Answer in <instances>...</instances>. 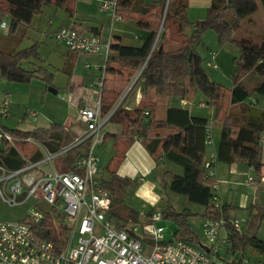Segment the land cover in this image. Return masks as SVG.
<instances>
[{
    "label": "trees",
    "instance_id": "trees-1",
    "mask_svg": "<svg viewBox=\"0 0 264 264\" xmlns=\"http://www.w3.org/2000/svg\"><path fill=\"white\" fill-rule=\"evenodd\" d=\"M75 2L76 0H0V19L9 21V33L2 43L5 50L0 49V76L16 83H30L35 79H42V76L50 80L51 75L46 74L42 67L32 70L21 67L22 61L33 52L30 48L15 52L16 40L33 16L41 12L42 6L52 5L72 17ZM258 6L264 10V0H211L206 17L190 22L186 18L185 0H116L115 13L119 21L130 18L126 13L139 14L136 19L139 44L124 45L119 37L110 38L100 89V111L103 116L111 112L115 98L123 91L121 82H118L120 88L116 87L110 80L111 77L120 78L125 84L137 76L133 85L140 94V100L132 107L116 108L108 120V123L122 127L120 137L114 136L116 155L107 165L109 179L102 181L111 197L108 213L111 226L121 228L128 219L136 221L138 217L132 206L138 183L119 177L115 171L124 156L118 148L117 140L122 139L127 146L134 138L142 144L156 168L160 163L180 167V174L171 171H164L162 174L169 181L171 192L202 207L203 219L223 218L229 222L223 206L214 207V177L204 178L202 169L207 120L192 116L188 108L171 106V101L192 102L201 98L206 106L214 109L216 119L223 113L216 161L228 165L244 162L255 174H260V138L264 131V112H260L255 104L246 103V100L252 95L264 96V35L255 36L241 31V21L254 14ZM187 28L190 31L188 34L185 33ZM207 30L216 34L220 45L229 44L238 49V57L232 60L235 72H253L262 77L252 90L245 89L234 80L231 91L227 92L223 86L208 78L203 60L194 48L201 34ZM90 32L96 34L99 30L92 29ZM63 72L68 74V70ZM107 74L109 78H106ZM234 105H241L236 113L246 116L245 121H240L236 113L229 112V108ZM0 127L14 139L20 142L30 140L50 153L73 143L75 138L61 125H51L48 129L27 133ZM105 137L104 135L103 139ZM40 157L41 153L37 152L28 160L35 161ZM72 159L67 155L61 162L67 165ZM24 164V158L13 145L6 141L0 142V166L15 170ZM56 165L61 171L68 170L59 163ZM186 215V212L180 215L170 210L163 213L165 218L173 219L181 227L174 234V240L194 243L197 236L185 225L183 218ZM149 216L150 213L147 214ZM56 217L60 216L47 213L41 228L42 237L61 246L65 230L57 232L53 228L52 219ZM226 227L231 231L228 241H237L239 248L240 233H236L228 224ZM253 246L264 253V243H253Z\"/></svg>",
    "mask_w": 264,
    "mask_h": 264
},
{
    "label": "built area",
    "instance_id": "built-area-1",
    "mask_svg": "<svg viewBox=\"0 0 264 264\" xmlns=\"http://www.w3.org/2000/svg\"><path fill=\"white\" fill-rule=\"evenodd\" d=\"M116 0H103L100 8L110 13L112 21H119L115 13ZM9 23L0 19V36H7ZM57 42L63 44L70 53L87 56L103 53L104 64L97 66L100 77L96 82L98 92L93 107L77 110V121L83 129L74 142L53 153L40 147L41 157L35 161L25 159V164L15 170L0 166V201L9 207L33 202L22 219L13 222L0 221V264H234L219 260L216 256L226 239H219L220 231L230 225L236 233L241 232L236 222H226L223 218H204L202 236L208 251L196 248L184 241L165 242L163 227L158 225L162 216L144 210L138 213L136 221L128 219L121 228L111 226L107 216L111 206L109 191L98 178V159L94 154L96 145L102 142L103 127L108 123L113 110L103 116L100 111V89L105 72V61L109 53L110 38L102 42L97 35L89 34L70 26L54 33ZM89 68V65H86ZM215 69L216 66L212 65ZM134 78L130 87L134 84ZM182 106H189L185 101ZM255 104V101H251ZM203 107V103L198 104ZM7 116V102L0 104V118ZM14 145L18 141L2 131L0 142ZM210 141L209 130L205 132V144ZM20 142V141H18ZM21 143H32L26 140ZM36 144V143H35ZM86 144L84 149H78ZM37 145V144H36ZM78 149V150H77ZM75 151V152H74ZM73 158L66 165L61 160L65 156ZM66 166L61 171L56 166ZM215 156L203 163L204 178L213 177ZM251 171L253 169L251 168ZM254 180L247 177L244 185L252 187ZM212 186L213 204L220 207ZM47 213H52L53 228L65 230L63 245L57 246L42 237L43 222ZM241 259L239 264H247ZM254 264H261L255 262Z\"/></svg>",
    "mask_w": 264,
    "mask_h": 264
},
{
    "label": "rangeland",
    "instance_id": "rangeland-1",
    "mask_svg": "<svg viewBox=\"0 0 264 264\" xmlns=\"http://www.w3.org/2000/svg\"><path fill=\"white\" fill-rule=\"evenodd\" d=\"M77 1L78 3H82L80 1L83 0ZM77 1L74 4V8L77 7ZM97 1H99L100 6V2L103 0ZM78 6H83L82 9H86L82 4H78ZM77 18L81 19L87 17ZM94 18V20L99 23V26H102L103 37L108 35L109 32L110 34H117L116 30L120 29L124 33L122 36L124 37L123 43L125 45L135 46L138 44V40L134 38L135 28L132 23L113 22L111 20L110 13H105L103 10H97ZM7 22L9 21L7 20ZM68 22L69 18L62 9H57L52 5H44L41 8V12L34 15L31 22L23 28L21 32H19L20 36L18 40H16V45L14 47L15 52H21L29 48L33 52V54H29L26 60L22 61L21 67L25 70L42 67L46 74L51 75V79L47 80L44 79L45 76H42V79H35L30 83H16L8 81L0 76V102L4 100L7 101V103L9 102V107H7V117L0 118V126L3 128H6L7 130H23L25 123H32L33 120H38L43 115H53L52 118H48H51L52 120L54 119V122H57L56 120H59L65 113H68L71 119H75L74 110H72V107L66 103L63 96V87L67 82V75L65 72H62V68L64 66L63 63L65 62L64 60L69 54L70 56H76V59L74 60L73 75L82 77L94 70L97 63L100 66L103 65L104 56L103 53L95 56L69 53L63 44L57 42L54 38V33L60 28L68 27ZM185 33H189L188 28ZM214 37H216V34L212 30H207L201 34V43L197 50L201 53L200 55L202 58H205L207 53L213 50L210 46L213 45ZM6 38L7 36H0V49L2 48V50H5V47H3L4 44L2 43H4ZM11 43H13V39H11ZM11 43L9 46L12 48ZM238 55H236V57H238ZM206 64L207 63L204 62V68L208 78L218 82L217 84L226 88H229L233 84V81L238 80L243 74L242 72H235V68L231 65L232 72L230 73V77L217 79V77L220 78L221 73L216 74L215 72L210 71ZM86 65H89L90 68H86ZM106 78H108V74L106 75ZM133 79L134 78H132L129 83L127 81L125 84L120 78L112 77L110 79L116 87L120 88L119 85H123L121 95L116 97L113 103L114 110L116 108L124 107V105L126 106V102L134 96L136 92L134 88L135 85L130 87ZM118 82L121 83L118 84ZM53 86L58 87L59 91L57 94H52L48 91L49 88L54 89ZM199 100L200 98H196L188 108L193 113L201 112V114L205 115L209 109L208 107H205L203 110H196V105ZM66 109L69 111L67 112ZM229 112L233 113V110L230 108ZM31 114H37V116L33 119L30 116ZM106 125H110V123ZM106 125L103 127V131L107 128ZM111 144L112 143L110 141L102 140V142L94 148V154L99 160L97 176L103 180L108 178L105 166L113 152ZM13 146L20 151V153L26 155L29 154V152H32L35 148L33 144L21 143L18 141H15ZM85 146L86 144H83L78 149H84ZM73 154L74 153H71L69 156L71 157ZM57 163H59V161H57L56 164ZM164 171H171L178 174L181 173L180 167L170 163L159 164V166L155 169L154 180L156 185V194L160 199L159 202L152 207L153 212L159 215L162 214L161 216H163V213L167 210L180 215L186 212L187 215L185 216V219L183 218V221L186 222L185 225L189 227V229L197 236L198 240L203 245L207 246L201 231L203 222V217L201 216L203 212L202 207L190 203L181 195L171 192L169 190V182L162 179L161 173ZM250 176L254 179L253 175ZM235 177L239 182H242L247 178V176L242 175L241 172L236 173ZM253 186H257L255 179L252 187ZM219 190L220 189L217 187V191L215 192L220 201L219 203L223 202V204H226L228 202L232 204V207H228L227 209L228 216L234 218L241 227L240 247L236 248L232 254L228 256L225 255L227 259L224 258V260L228 261L231 258L233 259L234 264H239L241 259H245L248 261L247 264H254L255 262L264 264V253L259 252L258 249L253 246V243H264V200H258L255 203H251V197L248 196L250 190L248 191V189L243 186L236 188L234 201H231L228 197H224V199L221 200V193ZM221 192L225 193L226 191H222L221 189ZM243 196H246V198L248 196L247 202L246 200L242 201ZM240 202L245 203H243V206L239 204L241 206L240 207L238 205ZM132 206L137 210V202H134ZM32 207L33 202L31 200L14 207H9L0 201V221H18L22 219L25 213ZM158 225L163 227L165 242L174 241V234L181 228L176 221L171 218H165L164 216Z\"/></svg>",
    "mask_w": 264,
    "mask_h": 264
},
{
    "label": "crops",
    "instance_id": "crops-1",
    "mask_svg": "<svg viewBox=\"0 0 264 264\" xmlns=\"http://www.w3.org/2000/svg\"><path fill=\"white\" fill-rule=\"evenodd\" d=\"M77 1V0H76ZM148 1V0H145ZM82 3H78L77 1V7L74 8L73 6V14L72 17H69L66 13V16L69 18V22L67 23L68 27L74 26L81 31H84L89 34L97 35L102 42L106 41L107 38L113 37H119L120 42L124 44V37L122 36L124 33L122 30H116L117 34H109L103 37L102 34V26H99V23L94 20L95 15L97 13V10H101L99 6V1L97 0H83L80 1ZM187 8H186V18L188 21L193 22L195 20H202L206 17L207 9L210 6L211 0H185ZM84 3V4H83ZM78 4L84 5L85 10L82 9L83 6L79 7ZM79 9V10H78ZM80 11V12H79ZM126 15H129V19L125 21H116V22H127L132 23L133 27L135 28V34L134 38L138 40L139 44V38L137 34V24L136 19L139 17V14H129L126 13ZM257 16V17H255ZM77 17H87V18H77ZM114 22V21H113ZM242 32H248L255 36L264 35V10L260 6H258L257 11L244 18L242 21ZM92 29L99 30L98 33L94 34L90 31ZM190 32V31H189ZM188 34V33H186ZM201 43V39L194 45L195 51L200 56V58L204 62H206L207 67L210 69V71L215 72L216 74L221 73L220 78L217 77V79H225L230 77V73L232 72V60L238 55V49L235 48L232 45H220L217 38H213V45L210 46L211 51L207 53V56L205 58H202L200 55L201 53L198 52V47ZM137 44V45H138ZM125 45V44H124ZM226 50V51H224ZM70 53V52H69ZM75 54V53H74ZM95 56V55H94ZM76 59V56H70L67 55V58H65V62L63 63V70H68L67 75V82L64 85V98L66 100V103H68L72 110H74L75 113V119H71V117L68 115V113H65L63 116L60 117L59 120H56L57 122H54V119L52 120V116H42L38 120H33V122L25 123L23 130H18L20 132H32L37 129H48L51 125H61L65 128L66 131L70 132L75 138L80 135L82 132V125L78 123L77 121V110L81 107H93L95 98L98 88L96 85V82L98 81L100 74L98 70L95 68L91 72L85 74L82 77L74 76L73 75V67H74V60ZM212 65H215L216 68L213 69ZM100 66L98 63L96 64V67ZM67 67V68H66ZM87 68V67H86ZM90 68V66H89ZM64 73V72H63ZM109 78V77H108ZM112 78V77H111ZM110 78V79H111ZM211 80V79H210ZM262 80V77L258 76L257 74L253 72L245 73L243 72L242 76L237 80L239 84H241L245 89L252 90L260 81ZM215 83H218L214 80H212ZM53 83V82H52ZM228 83V82H226ZM233 85V84H232ZM232 85L229 88H226L227 92L231 91ZM54 87V86H53ZM54 90L56 91V94L58 93V87L55 86ZM44 99V98H43ZM140 100V94L136 92L134 96H132L127 102L125 108L132 107L136 105L137 101ZM255 101L256 108L260 110V112H264V96L259 95H252L246 100V103H251V101ZM5 101V100H4ZM181 101L185 100H172L171 106L173 107H180V108H188L191 106L192 102L185 101L189 103V106H182ZM3 101L0 102V104ZM7 102V101H6ZM199 103H203L204 101L200 98L198 101ZM198 104L196 105V110H203L205 107H208L204 104L203 107H199ZM239 106L241 105H234L231 107L233 110V114L238 111ZM7 107H9V102L7 103ZM74 108V109H73ZM208 111L205 115L201 114V112L193 113L189 110L190 114L192 116L205 118L207 120V129L209 130V136L210 141L208 144H205V153H204V161H208L211 159L212 156H215L216 149L219 143L220 139V131H221V125H222V117L223 113L219 114V117L215 118V112L213 108L208 107ZM230 109V108H229ZM67 111V109H66ZM69 111V110H68ZM67 111V112H68ZM8 114V113H7ZM240 121H245L246 116L240 115L239 113H236ZM31 118H35L37 114H31ZM7 117V116H6ZM4 117V118H6ZM51 117V118H48ZM109 124V123H107ZM107 128L103 131V134L106 136L104 140L110 141L111 147L113 149V152L107 161V164L105 166V170L107 172L108 178L103 180L102 178H99L101 181H107L109 179L110 173L107 170V165L110 162V160L116 155V148L114 145V136L120 137L122 127L119 124L110 123V125H106ZM15 130V129H14ZM74 138V139H75ZM119 144V150L123 152V158L120 160L118 165L115 168L116 174L119 177L122 178H128L130 180L136 181L138 183V186L134 193V198L132 201V204L134 202H137L138 208H137V214L144 210V213L147 215L150 214H156L153 212V206L159 202V196L156 194V185L154 180V171L156 169L155 163L153 159L150 157V155L147 153V151L144 149L142 144L135 140V138L132 140V142L129 145H125L122 139H118ZM32 144V143H30ZM34 145V150L32 152H29V154H23L20 153L17 150V152L20 154L21 157L25 159H29L30 157H33L35 153L40 152V145ZM42 148V147H41ZM43 149V148H42ZM44 150V149H43ZM27 157V158H26ZM98 159V157H97ZM260 161L262 164V168L260 171V174H255L251 171V168L244 162H236L233 164H224L220 163L218 161H215L213 164V177L218 185V188L220 189L219 192L221 193V200L224 199V197H228L231 201H234V197L236 194V188L239 186H243L248 191L250 190V193H248V196L251 197V203H255L256 201H262L264 200V131L261 133L260 138ZM99 164V160H98ZM160 164H167V163H160ZM241 172L242 175H245L249 177L250 175H253L255 179V183L257 184L256 187H247L244 185V179L242 182H239L236 180V173ZM163 172L161 173L162 176ZM164 181H168L167 179H164ZM253 179V180H254ZM169 182V181H168ZM222 191H226L221 192ZM251 194V195H250ZM248 196H243V200L246 202L248 201ZM242 198V197H240ZM220 202V201H219ZM245 203V202H243ZM242 202L238 203V205H244ZM221 206H223L225 211V216L229 222L235 221L234 218H231L228 216L227 209L228 207H232L231 203L223 204L221 202ZM239 205V206H240ZM246 205V204H245ZM241 207V206H240ZM162 215V214H161ZM163 217V216H162ZM108 218V216H107ZM241 234V232H240ZM231 237V231L228 227H224L219 234V239H226L227 245L225 247H222L219 250L218 255L216 256L219 260L223 262H228L224 260V258L227 259L226 256L233 253V251L238 247V242L233 240L232 242H229L228 239ZM196 248H203L205 251H208V246L203 245L197 238V241L194 243H190ZM206 244V243H205ZM207 245V244H206Z\"/></svg>",
    "mask_w": 264,
    "mask_h": 264
},
{
    "label": "water",
    "instance_id": "water-1",
    "mask_svg": "<svg viewBox=\"0 0 264 264\" xmlns=\"http://www.w3.org/2000/svg\"><path fill=\"white\" fill-rule=\"evenodd\" d=\"M163 37H164V33L161 34V38ZM48 91L51 92L52 94H56V91L54 89L49 88Z\"/></svg>",
    "mask_w": 264,
    "mask_h": 264
}]
</instances>
